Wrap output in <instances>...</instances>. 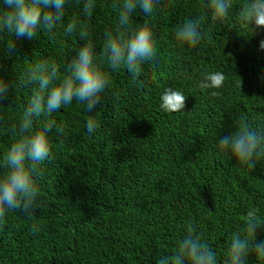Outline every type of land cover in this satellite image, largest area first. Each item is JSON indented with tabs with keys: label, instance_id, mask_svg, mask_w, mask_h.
Wrapping results in <instances>:
<instances>
[{
	"label": "trees",
	"instance_id": "obj_1",
	"mask_svg": "<svg viewBox=\"0 0 264 264\" xmlns=\"http://www.w3.org/2000/svg\"><path fill=\"white\" fill-rule=\"evenodd\" d=\"M202 2L160 0V11L148 20L157 56L142 65L140 83L130 85L123 67L105 66L110 86L95 112L74 100L52 113L49 119L65 132L49 133L54 159L41 165L42 206L32 218L16 210L0 221V264H156L175 251L189 227L224 264L230 237L249 210L264 220V160L250 168L217 147L241 118L264 127V28L239 22L240 0H234L223 20L205 19L199 45L181 48L174 29L201 15ZM82 3L68 0L54 37L40 31L31 40L15 39L11 55L6 44L13 37L0 36V77L15 82L42 58L55 59L63 71L83 43L63 34L73 18L87 25L99 53L118 9L113 0H95L92 16L85 17ZM133 19L142 23V10ZM208 72L223 74L221 87H201ZM166 87L186 96L183 110L160 108ZM12 94L0 106V158L31 92L14 88ZM90 116L99 125L92 134ZM260 240L264 229L257 230ZM247 264L264 261L250 255Z\"/></svg>",
	"mask_w": 264,
	"mask_h": 264
},
{
	"label": "clouds",
	"instance_id": "obj_2",
	"mask_svg": "<svg viewBox=\"0 0 264 264\" xmlns=\"http://www.w3.org/2000/svg\"><path fill=\"white\" fill-rule=\"evenodd\" d=\"M67 3L68 0H3L0 36L13 37L7 41L6 54L14 51L15 39L31 40L40 31L54 37L64 21ZM159 3L160 0H113L112 8L118 9V22L104 32L99 53L87 25L73 18L63 26V34H75L83 43L76 48L70 62L65 63L63 71L55 59L42 58L28 64L15 82L0 77V106L14 88L31 92L19 121L12 124L10 146L0 158V221L8 212L16 210L32 218L42 206L38 186L43 176L41 165L54 159L49 133L55 130L57 135H62L65 132L62 124L49 119L52 113L74 100L84 104L87 112H95L101 94L110 86L105 66L113 71L123 67L130 85L140 83L142 65L157 56L148 20L155 19L160 11ZM233 4L234 0H203L204 12L186 19L174 29L176 44L181 48H195L204 38L205 19L212 23L223 20ZM239 4L236 14L239 22L248 27L264 28V0H240ZM95 7V0H83V15L91 17ZM138 9L143 13L142 23L133 19ZM259 48L264 50V39L259 42ZM223 80L222 73L208 72L203 75L201 87L219 88ZM185 101L186 96L181 91L166 87L160 97V108L164 112H179L184 109ZM98 127L97 121L90 116L86 123L88 133H94ZM217 147L241 164L254 168L258 161L264 160V127H254L251 121L241 118L233 131L219 137ZM258 229H264V220L257 219L256 209L249 210L243 227L230 237L224 264H247L250 255L264 261V240L256 241ZM38 230L39 226L34 224L33 231ZM194 232L195 229L189 227L187 234L177 241L175 251L159 256L156 264H218L216 253Z\"/></svg>",
	"mask_w": 264,
	"mask_h": 264
}]
</instances>
